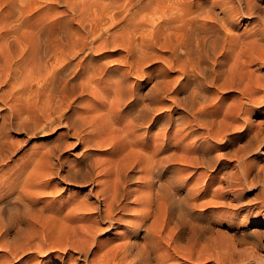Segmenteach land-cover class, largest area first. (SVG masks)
<instances>
[{"label": "bare ground", "instance_id": "1", "mask_svg": "<svg viewBox=\"0 0 264 264\" xmlns=\"http://www.w3.org/2000/svg\"><path fill=\"white\" fill-rule=\"evenodd\" d=\"M40 1L0 0V104L8 111L0 114V259L35 253L44 264L72 253L79 264L230 263L233 246L221 251L210 217L235 205L224 195L239 176L227 171L213 193L210 175L215 164L235 162L248 189L264 187L250 159L264 146L262 0H149L143 19L132 17L131 2ZM243 19L250 29L235 35ZM156 60L159 75L141 92L131 79ZM98 90L96 102L80 106ZM106 116L107 129H97ZM55 128L76 144H45L1 180L22 145L12 132L27 139ZM72 146L80 150L69 162ZM97 148L110 149L112 160L97 159ZM198 169L210 172L206 181L183 174ZM66 187L89 189L64 197ZM120 230L115 243L97 239Z\"/></svg>", "mask_w": 264, "mask_h": 264}, {"label": "rangeland", "instance_id": "2", "mask_svg": "<svg viewBox=\"0 0 264 264\" xmlns=\"http://www.w3.org/2000/svg\"><path fill=\"white\" fill-rule=\"evenodd\" d=\"M77 1H79V0H77ZM82 1L83 2L84 1H87V3H90L89 1H93V0H82ZM124 1H125V3H124ZM208 1H210V0H195V3L200 4L202 2H208ZM219 1H221V0H219ZM222 1H224L225 3H227V7H229L232 0H230V1L229 0H222ZM41 2H42V0L39 2V5H40V7H43L45 4H42L43 2L42 3ZM94 2H96L97 4L98 3L101 4L99 6H102L104 4L105 5H112L113 4L114 6H125V5H128L129 2H131V5H132L131 6V8H132L131 9V13L133 14L132 17H134L135 14H137L136 16H138L139 19L140 18L141 19L145 18V15L148 13L147 10L149 9V11H150V9L152 7H154V6H152L154 4H151L150 5L149 0H94ZM261 4L264 5V0H262ZM237 5H238V3H237ZM141 9H144V10L143 11H140L141 14L140 13L138 14V11L141 10ZM140 15H142V16L140 17ZM148 17L152 19V17H150V16H148ZM158 17L159 16H155L153 18H156L155 21H158L157 20ZM246 21H247V19H243V21H237V22L234 23V26H235L234 27V32L235 33L234 32L233 33L235 35L236 34L237 35H240L244 30L250 29V26L247 24L248 22H246ZM122 26H123V24H121L119 27H117V29L118 28L120 29V27H122ZM115 57L117 58V56H115ZM115 57H113V59H116ZM156 57L158 59L159 58H162L163 59V52L158 53V55ZM161 64H162L161 60H156L154 62H151L149 64L148 68L145 70V73L146 74L143 75L144 77L141 76V78H139L137 76H134L131 79V81L133 83L135 82V84L137 86L138 85H141V87H139L141 89V92H144L145 93L146 90L148 92L150 86L152 85V83L154 81V78L156 77V75H159L158 74V71H159V69L161 67ZM261 70H262V73L259 74V76L260 77H262V76L264 77V67L261 68ZM147 73H150L151 77L148 76ZM100 88L101 87H99L98 89H100ZM98 92H99V94H95V98H93V99L91 97H89V96H86L85 99H83L82 105L80 104V106H82V107L83 106L84 107H90L92 105V102L93 101L96 102L98 100V98L100 97V95H101L100 90H98ZM164 105H166V104L164 103L163 106ZM0 106H1L0 107V114H3L4 113L6 115L7 112H8L7 111V108L4 107L2 104H0ZM33 111L36 114H39L38 113L39 112V108L38 107L33 108ZM160 112L163 115L165 113V109L163 108L162 110H160ZM160 112H158V113H160ZM102 114H104V113H101L100 115H102ZM109 121H110V118L108 116H106L103 119L102 123H100V125L97 127V129H100L102 131L104 129H107V127H108L107 126V123ZM256 121H259V120H256ZM55 129H53L51 131H47L46 129L45 130H38L37 133L33 137H30V138H27V139H25L20 132L19 133L12 132L9 135L11 137V140L12 141H15V142H22V145L19 147V149L17 150V152L13 156L12 160L9 161V163L2 169V172H1L2 179L1 180H5V177L7 176V174L9 172L15 171V169L17 168V166H19L21 163H23V160L28 155H30L31 152H40V151H42L41 147L44 146L45 144L52 145L58 139H59V141L60 140L61 141L67 140L71 144H76L75 139H70V137L68 136V134L65 131V129H63V128H61V129L55 128ZM61 133H62V135H61ZM139 133H141V132H139ZM68 138H69V140H68ZM158 143L160 144L161 142H158ZM152 145H154V144H152ZM79 150H80L79 148H76L75 146H72L70 149H68V150L65 151V154H64L63 157L64 158H67V160L69 162H70V160L73 161L75 159V157H77V155L79 153ZM213 150L211 151V154L212 155H213V153L217 152L216 149H213ZM259 151H260V154H258L256 156L253 155L255 153H252L251 155H253V156L250 159L251 160L254 159L257 162V168L260 171H263L264 172V170H263L264 169V146L261 147L259 149ZM93 154H94V156L97 159L101 160V162L102 161L105 162V161H111L112 160L111 150L108 149V148H101V149H98L97 148V149H95V151H94ZM163 156H165L164 155V152H163ZM71 163H73V162H71ZM230 170H232V171H230ZM191 171L187 170V172L185 171L183 174L185 175V177H188V178L190 177L192 180H194V181L198 180L200 182L204 181L205 179H208L207 176L210 173V172H207L206 170L203 171V169H201V170L200 169L193 170L192 172ZM227 171L228 172L230 171L231 174L234 173V175H232L233 177L236 174H237V176H239L238 178L236 176L234 177L235 179L237 178L236 181L239 183V184H237V186H235V188H234L235 190L231 189L230 191L232 193H226L227 195H224V198L225 199H227V200H230L231 199V201H232L231 204H234V202H235V205H233L232 207H227L226 206L225 208L227 210L225 208H222L221 209L219 207L220 206L219 204H218L219 206L218 205H216L217 207L215 206L216 209H218V208H220V209H218V213H216L217 211L215 210L214 213H216L215 214L216 216L213 215L212 218L210 217V220H212L211 221L212 223L210 222L211 223L210 224V227L212 228V229L210 228L211 229V233H212L211 236L214 239V241L219 245V247H221V251H223L224 248H225V246H228V244H230V247L233 246L232 248L234 249V255H233V258L231 259L232 261L230 263L228 262V263H225V264H264V261H263V257H264V251H263V249H264V206H262L263 203H264V201H263L264 200V189H263L264 187H262V186H256L255 188L248 189L247 188L246 180L243 178L242 174H240L241 172H240V169H239L238 164L237 163L235 164V162L234 163L232 162L230 164H227L226 166H225V164H223V165L222 164H219V165L218 164H215L214 165V168H213V171H212L213 173H211V175H210L211 177L209 176L212 180H215V181H213V186L211 188V191L212 192L214 191L213 193H216V192L218 193L220 191V190L218 191V189H220L219 188L220 185H218L219 184L218 182L220 180H222L221 178L223 176L227 175ZM222 172H224V175H222ZM133 173L134 174H131L130 175V177L133 178L132 179V183H133V186L132 187H133V190H137L138 189L137 188V186H138V180H135L134 177H136V176L137 177H140L141 175H139L136 170L133 171ZM191 173H192V175H191ZM205 173H207V174H205ZM189 174H190V176H189ZM92 177H93V174H92ZM241 177H242V179H241ZM243 179H244V181H243ZM217 180H219V181L217 182ZM241 181H243V182H241ZM53 183H55V182H53ZM238 185H240V186H238ZM88 189L89 188H86L85 190L84 189L82 190V189H77V188L74 189L72 187L71 188H69V187L67 188L66 187V189L63 190L64 191V197H66V196H76L78 198H82L83 195H84V193H86V191ZM259 189H260V191H259ZM236 191L238 192V194H237ZM233 192H235V193H233ZM232 194H233V197H232ZM235 196L237 197L236 199H235ZM237 200L240 203L239 205H237L238 204ZM93 201H94L93 199L90 200L91 203ZM218 201L220 203V200H218ZM100 205H101V208H102V203H100ZM235 206H237V207H235ZM247 206L248 207L250 206V210L248 212L246 211L247 210ZM233 207H235L236 209H234ZM239 208H241V209H239ZM243 208H245V209H243ZM225 210L228 211V212H225ZM233 210H236V211H233ZM221 211L224 212V213H220ZM249 212H250V214H249ZM254 229H257L258 230V233L257 232L250 233V234L247 233L248 231H250V230L252 231ZM259 230H261V231H259ZM121 232L122 231L120 230L118 232H109V233H106V234H103L102 233V234H100L97 237V239H98L99 242L113 241L114 238H115L114 235L117 234V233L120 234ZM241 232L242 233H245L246 236L249 235V238L248 237L246 238L245 234H243V236H242V237H244V240L247 239V241H248L247 243H248L249 246L247 244H244V241L242 242V238L238 239V237H240L242 235ZM256 233H257V235H256ZM250 235H251V237L253 239L250 237ZM253 240L254 241L256 240V241L259 242L257 249H254L253 246H252V244H250L251 242H253ZM238 242H239V244H238ZM231 243H232V245H231ZM240 243H242V244H240ZM160 252H161V250H160ZM60 255H62V254L61 253L56 254V258H57L56 260H52L51 262L44 263V264H60V261L63 258H66V257L68 259L67 258L64 259V263H66V264H79L75 260L76 259V255H74L72 253L71 254L70 253L69 254H66L65 256L62 255L64 257H62ZM41 259H42L41 255H38V254L33 253V254L27 255V256H25L23 258H20V259H14L13 261L10 262V264H39V262L41 261ZM252 259H257V260L254 261ZM8 261H9V259L7 257H5V256H3L0 259V262L2 264H6ZM169 261H172V260H168L167 261L168 264H173L174 263V262L173 263L172 262L169 263ZM214 261L215 260H210V262L209 263H206V264H221V263H219V261H218V263H217V261H215V263H214ZM179 262H181L182 264H186L187 263V262H184L183 263V261H179ZM179 262H177V263H179ZM202 264H204V262H202Z\"/></svg>", "mask_w": 264, "mask_h": 264}]
</instances>
